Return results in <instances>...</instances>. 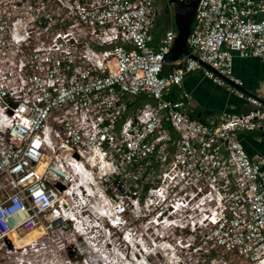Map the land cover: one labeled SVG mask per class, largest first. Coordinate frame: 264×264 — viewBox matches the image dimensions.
Wrapping results in <instances>:
<instances>
[{
    "label": "built area",
    "instance_id": "obj_1",
    "mask_svg": "<svg viewBox=\"0 0 264 264\" xmlns=\"http://www.w3.org/2000/svg\"><path fill=\"white\" fill-rule=\"evenodd\" d=\"M156 1L0 0V264H92L86 223L117 230L127 214L171 264H264V160L238 139L264 131V106L231 68L264 63V0H198L188 55L169 64ZM192 73L247 109L189 117L171 89Z\"/></svg>",
    "mask_w": 264,
    "mask_h": 264
},
{
    "label": "crops",
    "instance_id": "obj_2",
    "mask_svg": "<svg viewBox=\"0 0 264 264\" xmlns=\"http://www.w3.org/2000/svg\"><path fill=\"white\" fill-rule=\"evenodd\" d=\"M169 0H157L156 18L151 29V34L158 29L159 34L155 37L156 42L166 30H174L173 23L170 21L166 27L162 15L168 6ZM168 15V14H166ZM167 67V68H164ZM162 74L170 71L168 65L164 66ZM232 74L242 82V91L256 97L260 102H264V63L253 59H237L232 61ZM174 97L181 91H185L191 96V102L186 113L189 117L202 122L214 121L222 112L235 114L244 112L247 105L234 96L227 94L222 88L216 87L208 80L202 78L197 73L185 76L179 86L171 89ZM238 139L250 158L256 156L264 160V131L241 132ZM264 168V164H263Z\"/></svg>",
    "mask_w": 264,
    "mask_h": 264
},
{
    "label": "rangeland",
    "instance_id": "obj_3",
    "mask_svg": "<svg viewBox=\"0 0 264 264\" xmlns=\"http://www.w3.org/2000/svg\"><path fill=\"white\" fill-rule=\"evenodd\" d=\"M162 19L166 24V27H169V23L167 22L168 16L172 22L171 12L169 11V15L163 14ZM152 34L156 37L159 34V30L156 29L152 32ZM169 64V63H166ZM167 68V67H164ZM143 103V99H136L135 105L141 106ZM84 210H89V208H84ZM93 215V214H92ZM126 224L122 226H118L117 230L110 229L107 225V222H101L103 227L100 225L90 222L86 223V230L84 232L87 233V236L98 234L97 236V245L95 247H91L90 245L83 246L82 241L79 239L80 246L78 250L84 253L85 258L92 264H171L168 262L169 254L165 250H158L157 248H152L150 245V241L153 239L156 243L159 242L156 236L151 235V228H149L146 232L143 231V222H139L138 220L133 219L130 214L126 215ZM105 227L110 229L109 234H107ZM83 228V227H82ZM123 231L131 232V237H128V246H126L120 239V235ZM149 232L150 236H145ZM61 237L64 239L65 234L61 231ZM18 237H21L19 235ZM156 238V239H155ZM84 239V238H83ZM87 243V240H85ZM130 241V242H129ZM78 242V243H79ZM94 240L92 241V243ZM94 244V243H93ZM146 247V252L148 254L143 255L138 250L141 245ZM95 245V244H94ZM134 246V247H133ZM137 253L140 254L137 255ZM224 259L229 264H244V262L236 257L233 254H226ZM129 262V263H128Z\"/></svg>",
    "mask_w": 264,
    "mask_h": 264
},
{
    "label": "water",
    "instance_id": "obj_4",
    "mask_svg": "<svg viewBox=\"0 0 264 264\" xmlns=\"http://www.w3.org/2000/svg\"><path fill=\"white\" fill-rule=\"evenodd\" d=\"M197 2L198 0H186L184 2H175V0L168 1L165 13L169 15V11L171 12L176 37L169 52L164 56V61L166 63H172L180 56L188 55L185 49V40L189 32ZM170 21V17L168 16V22ZM261 104L264 106V102H261ZM73 157L76 158L75 155H73ZM57 187H59L60 191L63 189L61 186Z\"/></svg>",
    "mask_w": 264,
    "mask_h": 264
},
{
    "label": "bare ground",
    "instance_id": "obj_5",
    "mask_svg": "<svg viewBox=\"0 0 264 264\" xmlns=\"http://www.w3.org/2000/svg\"><path fill=\"white\" fill-rule=\"evenodd\" d=\"M42 167H43V164H38L37 167H36V170L40 172V171L42 170ZM83 196L87 197L88 199L92 197V196H91V193H90L89 191H87V190H86V194H83ZM83 198H84V197H83ZM80 208L84 209V208H86V206H85V205H82V206H80ZM56 220H57V221H58V220H61V216L57 217ZM38 234H39V230H34V231H32L31 233L22 236V238L19 239V241L17 242L16 246H17V247H22V246L26 245L27 242H28L30 239L35 238L36 236H38ZM129 242H130V241H129ZM128 245H129V244L127 243V246H128ZM129 246H130V245H129ZM133 247H134V246H133ZM147 254H148V253H147ZM128 263H129V262H128Z\"/></svg>",
    "mask_w": 264,
    "mask_h": 264
},
{
    "label": "clouds",
    "instance_id": "obj_6",
    "mask_svg": "<svg viewBox=\"0 0 264 264\" xmlns=\"http://www.w3.org/2000/svg\"><path fill=\"white\" fill-rule=\"evenodd\" d=\"M107 225H108L109 228H113L109 223H107ZM122 225H124V224H122ZM122 225H121V226H122Z\"/></svg>",
    "mask_w": 264,
    "mask_h": 264
},
{
    "label": "trees",
    "instance_id": "obj_7",
    "mask_svg": "<svg viewBox=\"0 0 264 264\" xmlns=\"http://www.w3.org/2000/svg\"><path fill=\"white\" fill-rule=\"evenodd\" d=\"M162 73H163V71H162Z\"/></svg>",
    "mask_w": 264,
    "mask_h": 264
}]
</instances>
